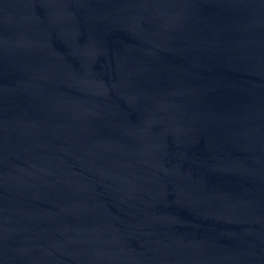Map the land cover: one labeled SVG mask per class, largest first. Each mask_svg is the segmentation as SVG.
<instances>
[{
    "label": "water",
    "instance_id": "95a60500",
    "mask_svg": "<svg viewBox=\"0 0 264 264\" xmlns=\"http://www.w3.org/2000/svg\"><path fill=\"white\" fill-rule=\"evenodd\" d=\"M0 264H264V0H0Z\"/></svg>",
    "mask_w": 264,
    "mask_h": 264
}]
</instances>
